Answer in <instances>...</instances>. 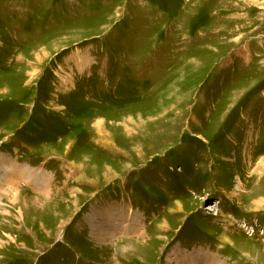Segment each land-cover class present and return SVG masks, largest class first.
<instances>
[{"label": "rangeland", "instance_id": "rangeland-1", "mask_svg": "<svg viewBox=\"0 0 264 264\" xmlns=\"http://www.w3.org/2000/svg\"><path fill=\"white\" fill-rule=\"evenodd\" d=\"M1 156L0 264H264V0H0Z\"/></svg>", "mask_w": 264, "mask_h": 264}, {"label": "bare ground", "instance_id": "bare-ground-1", "mask_svg": "<svg viewBox=\"0 0 264 264\" xmlns=\"http://www.w3.org/2000/svg\"><path fill=\"white\" fill-rule=\"evenodd\" d=\"M9 160H11L9 157L5 158V156H1L0 157V169L2 167V172L11 174L10 177L6 181L13 190V192L10 193V200H11L10 203H12L13 205H17L18 203H20V200H21V185L19 184V180H20L19 177H23V180H25L24 178H26V179L30 178L29 180H31V182L38 183L36 181H38L39 178H37L36 176H32V173L33 172H40V170H33V169H31V167L25 166V169L15 171V169L12 170V167L14 168V164H9ZM18 172H20V173H18ZM16 175H17V177H16ZM10 182H11V184H10ZM37 193L39 195H41L42 190L40 193L39 192H37ZM46 193H47V191L45 192V194ZM50 194H51V192H50ZM35 197H38V195H36ZM210 209H212V208H210ZM106 210H108V212H106L105 215H103V213L100 214L101 218H100V216H98V217H96V219L94 221L92 219H90L92 222L91 224H92L93 237L98 242L104 241V239L106 237H108V238L118 237V235L121 231L120 226L125 221L124 218L116 210V204H114V203L108 204V209H106ZM21 211H22V209H21ZM8 214H11V211H8ZM99 218H100V220H99ZM21 220L22 219L20 217L19 221H21ZM23 226H24V223H23ZM134 228L139 229L138 231L141 232L140 219L137 220L136 227H134ZM109 241L112 242V240H109ZM123 249L126 250V247H124ZM207 255H208L207 253L205 255H203V253L199 254L196 258H194V262L198 263V264H205V263L201 262V259L204 260V256L206 257ZM211 255L215 261L214 255L212 253H211ZM185 258H187L186 254L183 257L169 258V262L172 264L174 262L176 264H190V261L186 260ZM216 261H217V259H216ZM213 264H215V263H213Z\"/></svg>", "mask_w": 264, "mask_h": 264}]
</instances>
